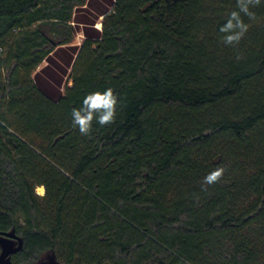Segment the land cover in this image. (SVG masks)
Returning a JSON list of instances; mask_svg holds the SVG:
<instances>
[{
  "label": "trees",
  "instance_id": "obj_1",
  "mask_svg": "<svg viewBox=\"0 0 264 264\" xmlns=\"http://www.w3.org/2000/svg\"><path fill=\"white\" fill-rule=\"evenodd\" d=\"M235 6L0 0V232L22 239L14 264H264V2L226 47ZM108 87L115 123L80 135L72 109Z\"/></svg>",
  "mask_w": 264,
  "mask_h": 264
},
{
  "label": "clouds",
  "instance_id": "obj_2",
  "mask_svg": "<svg viewBox=\"0 0 264 264\" xmlns=\"http://www.w3.org/2000/svg\"><path fill=\"white\" fill-rule=\"evenodd\" d=\"M262 2L264 0H236L235 9L228 14L225 22L219 28L223 45L235 47L240 44L252 26V22L257 19V14L253 9L261 6ZM241 58L240 56L236 57L237 60ZM120 104L119 94L111 87L103 91L89 92L84 96L81 106L72 109V126L78 129L80 135L90 136L94 122L101 127L115 123ZM224 173L225 168L222 166L210 171L203 178L202 189L206 190L207 186L219 183L223 179ZM36 194L41 197L45 195L44 187L37 188Z\"/></svg>",
  "mask_w": 264,
  "mask_h": 264
},
{
  "label": "water",
  "instance_id": "obj_3",
  "mask_svg": "<svg viewBox=\"0 0 264 264\" xmlns=\"http://www.w3.org/2000/svg\"><path fill=\"white\" fill-rule=\"evenodd\" d=\"M102 18V16H101ZM22 239L14 232H0V264H14L10 256L21 249ZM38 264H62L53 255L45 258Z\"/></svg>",
  "mask_w": 264,
  "mask_h": 264
},
{
  "label": "rangeland",
  "instance_id": "obj_4",
  "mask_svg": "<svg viewBox=\"0 0 264 264\" xmlns=\"http://www.w3.org/2000/svg\"><path fill=\"white\" fill-rule=\"evenodd\" d=\"M101 20H102L101 17L97 20L96 24L94 25L96 28H97V24L100 23ZM100 25H101V24H100ZM82 40H83V36H82V34L78 33L77 36H76V39H75V41H74V44H80V42H81ZM44 65H45V63L41 64L40 67H42V66H44ZM40 67H39V68H40ZM39 68H38V69H39ZM64 84L70 86V85L72 84V82H71L70 79L67 77V78H65V83H63V85H64ZM63 90H64V87H63ZM41 261H45V259H42ZM41 261H40V262H41ZM36 264H38V263H36Z\"/></svg>",
  "mask_w": 264,
  "mask_h": 264
},
{
  "label": "bare ground",
  "instance_id": "obj_5",
  "mask_svg": "<svg viewBox=\"0 0 264 264\" xmlns=\"http://www.w3.org/2000/svg\"><path fill=\"white\" fill-rule=\"evenodd\" d=\"M100 27H101V25H100V23H98V24H97V28H100ZM38 188H39V187H38Z\"/></svg>",
  "mask_w": 264,
  "mask_h": 264
},
{
  "label": "flooded vegetation",
  "instance_id": "obj_6",
  "mask_svg": "<svg viewBox=\"0 0 264 264\" xmlns=\"http://www.w3.org/2000/svg\"><path fill=\"white\" fill-rule=\"evenodd\" d=\"M14 254H15V253H14ZM14 254H12V255H14ZM12 255H11V256H12ZM11 256H10V260H11Z\"/></svg>",
  "mask_w": 264,
  "mask_h": 264
}]
</instances>
